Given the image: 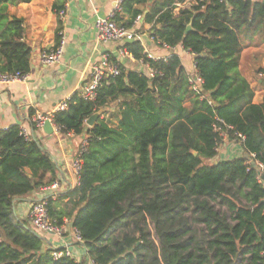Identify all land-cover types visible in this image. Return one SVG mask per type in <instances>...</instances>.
I'll use <instances>...</instances> for the list:
<instances>
[{"label":"trees","instance_id":"1","mask_svg":"<svg viewBox=\"0 0 264 264\" xmlns=\"http://www.w3.org/2000/svg\"><path fill=\"white\" fill-rule=\"evenodd\" d=\"M184 2L121 0L114 21L132 28L142 16L156 44L191 53L196 89L177 54L149 57L135 38L120 49L149 73L109 57L118 74L106 75L92 100L74 92L53 115L59 133L84 134L87 149L77 184L45 198L48 215L78 231L94 264H264V187L246 162L253 154L264 166V94L254 103L239 70L244 48L264 38V0ZM5 34L0 72L26 74L21 21L8 22ZM111 105L109 119L85 127ZM220 132L240 141L245 156L214 161ZM55 180L57 166L36 139L16 124L0 129V264H83L54 259L47 240L13 216L17 200Z\"/></svg>","mask_w":264,"mask_h":264},{"label":"crops","instance_id":"2","mask_svg":"<svg viewBox=\"0 0 264 264\" xmlns=\"http://www.w3.org/2000/svg\"><path fill=\"white\" fill-rule=\"evenodd\" d=\"M117 1L119 0H20L15 2L0 0V37L6 35L8 22L18 19L21 21L22 40L28 44L31 51L26 81L0 83V129L15 124L26 129L29 135L49 152L57 166V180L55 181L59 183L56 190L45 186L47 188L37 189L25 198L17 200L13 213L17 219L27 218V211L32 202L55 193L64 194L77 184L72 169V160L84 134L63 135L55 131L52 134H46L42 127L34 130L32 128L33 116L38 112L45 114L52 112L59 102L71 96L88 82L92 67L100 63L103 54H107L110 58H117L128 69L149 73V69L143 64L120 53L123 42H102L98 37L94 25L95 20L98 17H106ZM185 2L183 5H188V0ZM180 6L179 4L178 7ZM138 7L146 12L144 5ZM60 10L64 11L62 17L59 14ZM119 17L124 21L128 15L121 13ZM134 27L139 32L144 51L149 57L166 58L175 53L181 59L188 75L195 74L194 57L191 53L183 50L180 45L171 49L156 44L150 36L151 25L143 23L142 16ZM59 30L62 31L64 40L62 56L58 63L46 66L41 62L40 54L58 44ZM246 58L253 66L249 65L250 71L247 69L242 72L243 61ZM259 68L264 70V43L247 46L240 55L239 70L254 90V103H261L264 94V84H261V79H258L262 73L257 72L255 79L250 73ZM113 107L111 105L108 111H100V118L109 119V114L114 110ZM110 120L113 126L116 125V117ZM85 127L88 128L86 124ZM244 156L245 151L240 141L226 138L217 148L214 161ZM71 229L72 227H67L63 238L59 239L54 236H48V238L53 245L64 244L73 254L82 259L84 264H91L83 248L74 241Z\"/></svg>","mask_w":264,"mask_h":264},{"label":"built area","instance_id":"3","mask_svg":"<svg viewBox=\"0 0 264 264\" xmlns=\"http://www.w3.org/2000/svg\"><path fill=\"white\" fill-rule=\"evenodd\" d=\"M120 11H121V0L117 1L113 5V7L111 8V10L109 11L106 17H98L95 20L94 25L97 29L98 37L102 42H109V41L125 42V41H129L135 38L140 39V34L138 31H136L137 29L134 27L135 25L132 28H125L117 24L114 21L115 14L119 13ZM59 14H60V17H62L64 15V11L60 10ZM139 18L140 16L137 17L135 24L137 23ZM58 36H59L58 44L52 49L40 54V60L46 66L54 65L60 61V58L62 56V51H63V43H64L62 31L60 30L58 31ZM151 39L153 38L151 37ZM120 53L127 55V52L122 49ZM109 74L111 75L118 74V69L115 65H113L109 61V56L107 54H103L101 57L100 63L92 67L89 81L84 83L76 91L78 93V96L82 98L83 100H92L96 95V90L100 82L106 75H109ZM26 78H27L26 74H22L18 71L14 73L0 72V83L1 84H9L14 81L24 82L26 81ZM188 80H189L190 85L194 89H196L197 86L202 83L201 78L197 76L196 74L190 75ZM69 97L59 102L55 106L53 111L48 114L41 113V112L36 113L32 118V122L35 124V126L38 128L42 127L45 121H49L53 127V131H55L56 133H59V128L53 123V120H52L53 115L55 112L62 111L67 107V100L69 99ZM219 122H222V121H219ZM216 127H217L216 128L217 130L221 128L220 126H216ZM21 132L27 139L31 137L29 135V132H27V130L24 128H21ZM220 134L222 136V141L227 138L225 133L220 132ZM86 149H87V140L84 136L83 140L80 143L79 149L74 159L72 160V169H73V172L77 180H78L79 170H80V165H81V159L79 158L78 155L86 151ZM253 158H254L253 154L248 155L246 162L257 166L259 171L257 173L256 179L258 182L262 183L263 176H264V166L258 161H254ZM48 187L52 190H56L59 187V183L55 181ZM44 188H47V187H43V189ZM50 196L52 199H56L58 196H60V194L55 193ZM25 220L27 221L28 226L30 227L32 231L36 232L37 234H39L40 236H42L43 238L47 240V244L51 248V256L54 259H57L61 256H69L71 258H74L76 261L83 262L82 259H79V257L73 254L72 251H70L64 244L53 245L51 240L48 238V236H54L59 239L63 238L66 234L67 227H71V226L66 224V221H64L62 225H58L56 224L54 220H52L49 217L48 210H47V203H46L45 198L38 200V201H34L30 204V207L27 211V218ZM71 230H72L74 241L77 244H79L81 248H83L84 254L86 255L85 247L82 244V240H81V237L79 236L78 231L74 229L73 227ZM90 263L94 264L91 260H90Z\"/></svg>","mask_w":264,"mask_h":264},{"label":"water","instance_id":"4","mask_svg":"<svg viewBox=\"0 0 264 264\" xmlns=\"http://www.w3.org/2000/svg\"><path fill=\"white\" fill-rule=\"evenodd\" d=\"M190 28V25L187 26L186 31ZM100 115V111H97L95 113H93L92 115H90L86 120H85V124L87 127H91L96 119L99 117ZM42 130L44 131V133L46 134H52L53 133V127L50 124L49 121H45L42 125ZM193 154L195 155L196 152H193ZM262 185L264 187V176H263V181H262ZM13 213H14V209H13Z\"/></svg>","mask_w":264,"mask_h":264},{"label":"rangeland","instance_id":"5","mask_svg":"<svg viewBox=\"0 0 264 264\" xmlns=\"http://www.w3.org/2000/svg\"><path fill=\"white\" fill-rule=\"evenodd\" d=\"M264 43V38L260 41V42H258L257 43V45H259V44H263ZM252 44V43H251ZM250 46H256V45H250ZM249 65L250 66H253L252 64H251V62H248V58H246L244 61H243V66H242V68H241V70H242V72H245L247 69L249 70ZM250 71V70H249ZM251 73V75H252V77L255 79V74H256V71L254 70V71H252V72H250ZM255 76V77H254Z\"/></svg>","mask_w":264,"mask_h":264}]
</instances>
